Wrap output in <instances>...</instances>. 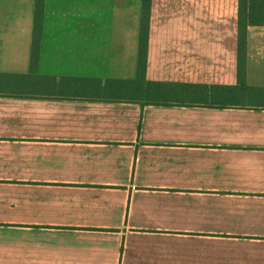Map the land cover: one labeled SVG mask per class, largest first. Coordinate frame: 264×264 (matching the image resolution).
Instances as JSON below:
<instances>
[{
	"label": "crops",
	"instance_id": "crops-1",
	"mask_svg": "<svg viewBox=\"0 0 264 264\" xmlns=\"http://www.w3.org/2000/svg\"><path fill=\"white\" fill-rule=\"evenodd\" d=\"M36 1L0 0V77L31 75ZM142 15L143 0H46L44 87L0 96V264H264V108L94 86L138 78ZM238 68L239 0H152L149 82L235 86ZM246 68L264 88V26Z\"/></svg>",
	"mask_w": 264,
	"mask_h": 264
},
{
	"label": "trees",
	"instance_id": "trees-1",
	"mask_svg": "<svg viewBox=\"0 0 264 264\" xmlns=\"http://www.w3.org/2000/svg\"><path fill=\"white\" fill-rule=\"evenodd\" d=\"M44 1L37 0L31 58V75L37 77L41 47ZM152 0H143L142 36L140 44L139 75L136 80L115 81L105 86L94 80L95 87L110 88L117 101L137 102L143 105L199 107L211 109L256 110L264 108V88L247 85V35L254 26H264V0H239V68L235 86L168 84L147 80V56L151 23ZM77 81V80H71ZM29 87L36 86L31 80Z\"/></svg>",
	"mask_w": 264,
	"mask_h": 264
},
{
	"label": "rangeland",
	"instance_id": "rangeland-1",
	"mask_svg": "<svg viewBox=\"0 0 264 264\" xmlns=\"http://www.w3.org/2000/svg\"><path fill=\"white\" fill-rule=\"evenodd\" d=\"M37 2V1H36ZM46 2V0L44 1V3ZM45 7V4H44ZM35 14H36V10H35ZM44 20V18H43ZM35 26V23H34ZM41 50V48H40ZM39 58H40V53H39ZM42 79H38L33 78L32 81L35 83V85L37 87H44V85H42L40 83ZM118 81H125V80H118ZM129 81H133V80H129ZM31 82L30 79L24 78V77H0V96H4L7 94H11V95H24V91L20 88V86H27L29 83ZM115 83V80H106V81H102V84L105 86H110V83ZM49 85H57V86H61L63 85V79L62 80H54V81H49Z\"/></svg>",
	"mask_w": 264,
	"mask_h": 264
}]
</instances>
